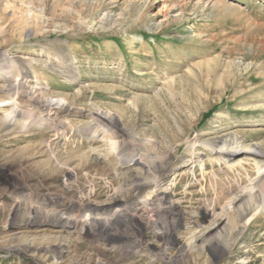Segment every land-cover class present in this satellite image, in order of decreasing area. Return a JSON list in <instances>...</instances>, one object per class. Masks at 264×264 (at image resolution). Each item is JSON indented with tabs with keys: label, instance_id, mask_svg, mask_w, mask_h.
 Wrapping results in <instances>:
<instances>
[{
	"label": "rangeland",
	"instance_id": "1",
	"mask_svg": "<svg viewBox=\"0 0 264 264\" xmlns=\"http://www.w3.org/2000/svg\"><path fill=\"white\" fill-rule=\"evenodd\" d=\"M61 39L65 58L47 47ZM8 58L27 72L5 71ZM67 62L74 74L63 71ZM29 90L71 110L65 124L6 127ZM24 103L35 118L38 105ZM93 109L121 130L86 128L96 127ZM229 135L264 150V0H0V264H264V203L241 225L229 210L237 194L261 197L264 176L229 168L222 151L237 146L228 147ZM126 139L136 140L130 153L141 159L171 153L197 167L184 169L173 191L166 185L169 202L138 203L132 223L109 233L116 217L103 205L119 180L96 152ZM48 159L54 169L37 180L35 163ZM28 200L32 223L60 207L95 210L73 217L63 234L21 230ZM171 215L173 243L163 245L160 227ZM129 235L141 246L127 258Z\"/></svg>",
	"mask_w": 264,
	"mask_h": 264
},
{
	"label": "bare ground",
	"instance_id": "2",
	"mask_svg": "<svg viewBox=\"0 0 264 264\" xmlns=\"http://www.w3.org/2000/svg\"><path fill=\"white\" fill-rule=\"evenodd\" d=\"M47 44H48L47 47L51 48L54 53H57L59 57L65 58L67 56L68 49L65 47V43L62 39L61 40H49L47 41ZM11 59L8 58L3 63L2 67L4 68L5 66L6 68V69L4 68L5 71L12 70L10 66L14 65V66H17V70L19 73L25 74L27 72L26 70H23L22 68L23 65L21 62H17ZM63 71H67L71 74H74L75 68L73 67L71 63L67 62L66 69ZM13 84L15 85V83ZM14 85H12L13 86L12 88H14ZM20 97H23V99L21 98L22 102H16L19 108L17 107L16 109L13 110L11 114L6 115V118H5L6 127H9L11 125L13 126L12 123L15 121L18 124V126H20L21 128H28L30 126H33L37 121H39V125H42L43 123H46L45 121L47 119H48V122L46 123V126H50L52 124L56 126H60L61 124H65L64 118H66L67 115L70 114V111H71V110L70 111L67 110L63 106H55L52 103H49L47 101L40 102L37 99V96L35 95L33 90L22 91V96ZM28 101L33 106H35V104L38 105L37 111L39 113L37 116H35V118H32L31 115H28L27 112H25V107L24 108L21 107L22 105H25L24 102L28 103ZM87 114L89 116H93L94 114L95 116L94 119L96 120L94 125L96 124V127L88 125L86 126V128H98L97 129L98 132L99 130L105 131L104 132L106 133L105 135L109 133H113L114 131L118 132V130H121L119 129V127L114 128L111 122V117H109L107 113L105 114V113L99 112V110L96 111V109H93L92 111H88ZM39 118H41V120H38ZM94 134H97V132L95 131ZM127 136H128L127 138L129 137L131 138L133 135L129 133ZM229 137L231 139L228 143V147L237 143V146L235 149L231 151L228 149L222 151V152H226L229 154V156L226 157V159L230 163L229 168L234 169L237 167H243V168L251 167L257 172H262L264 176V150H262L263 148L262 149L255 148L254 150H252L251 147H253V145L248 144V143L246 144L245 141L240 139L239 137L235 136L234 139H232V135H229ZM220 138H217L216 140L212 141L214 145L216 146V148L221 146ZM136 146H137L136 140L133 141V140L126 139L124 143L118 144L117 148L115 146L111 148L110 150H107L102 153L96 152L97 153L96 159L106 162L108 168L112 167L114 170H116L114 171L113 174L115 175L114 177L117 180H119L118 187L112 190V194H113L112 198L103 205V206H108L107 209L104 210L105 213L107 212V214H109L108 212H110V214L112 215L114 214L116 217L115 219H112V224L110 225L108 224L107 231L109 233L113 232L114 227H120L130 222L132 223L133 216H137L136 213L133 211L137 208L136 206L138 203L139 204L145 203V205H149V204L151 205V204H154L155 202H160V204L163 201L165 202L166 200L163 194L171 193L174 190V187L177 186V180L179 176L182 174V171L187 168H192L193 171H195V168L197 167V164H195V162L193 161H191L188 164L178 163V159L176 155L171 154V153L165 155L164 157L151 156L152 158L148 160L141 159L137 155L130 153L131 152L130 149L135 148ZM52 164L53 163H51L49 159L48 161H45L43 164L35 163L36 172H37L35 174L36 175L35 177L37 178V180L45 176L44 175L45 169H49V171L54 169V167H51ZM74 183H77V181L75 180ZM74 183L73 182L69 183V188L71 190H75L76 188L75 187L76 185ZM166 185L173 186L171 188L172 191H168L169 189ZM12 190H13L12 192L18 191L20 194L26 193V194H29L30 196L34 195L31 189H23L20 187H15V188H12ZM145 192H147L146 195L144 194ZM262 192L263 193L261 197H257V198L253 197V194L249 195L244 192H243L244 194H237L235 197H232L231 204H230L232 206L229 207V210L239 213L240 217L242 214H246V215L250 214L253 210L257 209L258 202L264 203V184H263ZM166 202H169V201H166ZM24 204H25L24 211L21 215V220L17 223L18 225L17 227L21 228V230H25V228H30V227H36V228L39 227L40 231L44 233L49 231V232H54V233L56 232V234L58 233L63 234L68 228L73 227V224L71 225V222H70L71 220H73L72 219L73 217L74 218L80 217V216H83L84 213H90L93 210H95L94 207H91L90 205H85V207L83 208L84 210L83 209L78 210L77 214H74V212L73 214L72 213L68 214V213H63L64 209L60 207L52 211L48 210L45 214H42L41 218L38 221H36L37 223H32L33 222V220H31L32 202L28 200V201H25ZM114 204H119V206L116 209L112 210V208L110 207ZM174 204L175 202H171L169 207H173ZM164 207L166 208L167 206H164ZM109 209L112 211H109ZM168 212H170V210ZM211 213L212 211H208V214H211ZM171 216H168L169 217L168 222L166 221L168 223L167 227L165 225H162L160 227L161 233H162L161 242L163 243V245L165 244L169 245L173 243L172 236L166 233L167 230H169L171 226L173 227L176 221L174 219V216L172 217ZM252 216L253 215L250 214L249 217L246 219V221L251 219ZM161 220L162 222L160 223H164L163 222L165 221L164 218H162ZM233 221L234 219L232 220V222ZM241 224H243V216L241 217L240 225ZM228 236H229V233L225 235V237H228ZM127 238L128 239L125 241V245L123 246L124 247L123 256L128 258L130 255L133 254L134 248H136L137 246H141V242L137 239H136L137 241L132 240L130 238V235L127 236ZM215 242L219 243L218 241H215ZM166 250L167 248H163L161 249L160 253L159 252L157 253L158 259L165 258L163 255H165L164 253Z\"/></svg>",
	"mask_w": 264,
	"mask_h": 264
}]
</instances>
